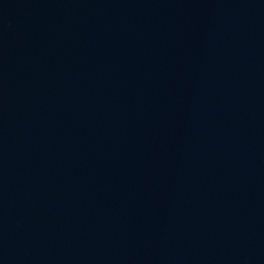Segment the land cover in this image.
I'll use <instances>...</instances> for the list:
<instances>
[{
  "label": "water",
  "instance_id": "1",
  "mask_svg": "<svg viewBox=\"0 0 264 264\" xmlns=\"http://www.w3.org/2000/svg\"><path fill=\"white\" fill-rule=\"evenodd\" d=\"M0 264H264V0H0Z\"/></svg>",
  "mask_w": 264,
  "mask_h": 264
}]
</instances>
